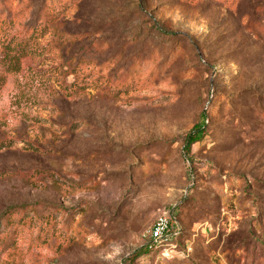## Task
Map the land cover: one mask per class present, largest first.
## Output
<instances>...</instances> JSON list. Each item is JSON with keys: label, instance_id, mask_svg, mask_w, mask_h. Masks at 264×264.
<instances>
[{"label": "rangeland", "instance_id": "obj_1", "mask_svg": "<svg viewBox=\"0 0 264 264\" xmlns=\"http://www.w3.org/2000/svg\"><path fill=\"white\" fill-rule=\"evenodd\" d=\"M0 264H264V0H0Z\"/></svg>", "mask_w": 264, "mask_h": 264}, {"label": "built area", "instance_id": "obj_2", "mask_svg": "<svg viewBox=\"0 0 264 264\" xmlns=\"http://www.w3.org/2000/svg\"><path fill=\"white\" fill-rule=\"evenodd\" d=\"M176 224L177 218L172 210L161 212L146 234L151 240L148 244L149 247L166 246L167 242L171 241L175 236L173 230Z\"/></svg>", "mask_w": 264, "mask_h": 264}, {"label": "trees", "instance_id": "obj_3", "mask_svg": "<svg viewBox=\"0 0 264 264\" xmlns=\"http://www.w3.org/2000/svg\"><path fill=\"white\" fill-rule=\"evenodd\" d=\"M206 131L207 130H206V127L204 124L203 125L198 124L190 132L185 134V136H184L185 137L184 138L185 139V151L188 155H190L191 147L193 144L203 141V139L205 138L206 133H207ZM26 208H27V206H24V208L23 207L22 208H12V209L7 211V215L9 214L10 216H12L14 214L24 212V209H26ZM162 246H164V245H160L157 247L150 248L149 245H146L145 249H144V251H142V253L147 254L150 252L157 251V250L161 249ZM143 254H141V255H143Z\"/></svg>", "mask_w": 264, "mask_h": 264}]
</instances>
